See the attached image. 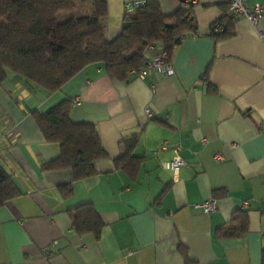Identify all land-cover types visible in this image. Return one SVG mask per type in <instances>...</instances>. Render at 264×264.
<instances>
[{
	"label": "crops",
	"instance_id": "1",
	"mask_svg": "<svg viewBox=\"0 0 264 264\" xmlns=\"http://www.w3.org/2000/svg\"><path fill=\"white\" fill-rule=\"evenodd\" d=\"M144 0H107V36L121 31L126 7ZM165 14L181 0H159ZM227 0L194 4L196 34L175 48L174 74L111 79L91 64L62 88L30 87L7 72L0 82V164L20 195L0 206V264H185L180 246L197 264H264V14L256 26L233 20L235 34L210 36ZM264 0H247L253 7ZM209 82L218 90L211 93ZM65 99L75 122L95 123L107 157L97 174L74 180L71 168L42 170L60 154L34 119ZM137 138L134 173L115 159ZM163 142L168 144L160 150ZM181 146L184 164L165 165ZM225 160L219 162L215 154ZM70 185L64 197L60 185ZM214 199L217 209L199 206ZM91 204L104 226L100 237L78 233L72 214ZM238 210L248 231L222 237Z\"/></svg>",
	"mask_w": 264,
	"mask_h": 264
},
{
	"label": "trees",
	"instance_id": "2",
	"mask_svg": "<svg viewBox=\"0 0 264 264\" xmlns=\"http://www.w3.org/2000/svg\"><path fill=\"white\" fill-rule=\"evenodd\" d=\"M88 4L89 13L76 14L79 6ZM218 6L223 13L211 24L210 36L229 39L235 34L229 2ZM193 11L190 0L172 14L162 11L159 0H144L126 11L119 34L108 37L107 0H0V82L12 72L30 87L55 92L87 66L98 64L111 79L128 83L144 67L149 44L161 42L170 62L180 41L196 34ZM208 86L211 93H218L210 82ZM72 105L71 99H65L47 112L33 115L44 138L60 144L59 156L44 163L42 170L71 168L74 180H83L97 174L96 161L107 157V152L95 123L72 120ZM137 143L135 136L124 142L122 155L115 159L118 168L136 171L141 161L133 154ZM59 189L64 197L72 194L70 185ZM19 195L12 175L0 164V206ZM72 219L76 232L100 237L104 223L93 205L78 207ZM248 225L247 212L238 210L219 234L240 237ZM179 250L185 264H197L185 247Z\"/></svg>",
	"mask_w": 264,
	"mask_h": 264
},
{
	"label": "built area",
	"instance_id": "3",
	"mask_svg": "<svg viewBox=\"0 0 264 264\" xmlns=\"http://www.w3.org/2000/svg\"><path fill=\"white\" fill-rule=\"evenodd\" d=\"M195 4L198 0H190ZM229 2V14L233 20L239 18H245L251 25L256 26L260 17L264 14V6L257 3L253 7L247 4V0H227ZM139 2H135L126 7L127 11H131L134 6ZM216 27L215 30H218ZM146 63L137 73L139 78H145L146 76H158L159 78L169 77L174 74L172 65L168 61V56L165 51L164 45L161 42L151 43L147 46L145 51ZM168 144L163 142L160 146V150L166 149ZM181 146L176 145L173 149L174 157L172 160L166 163L165 167L172 171L174 174L179 172L180 166L184 164V161L180 155ZM215 159L219 162L225 160V157L221 153L215 154ZM203 211L207 214L214 212L217 209L216 200L210 199L204 201L199 205Z\"/></svg>",
	"mask_w": 264,
	"mask_h": 264
},
{
	"label": "rangeland",
	"instance_id": "4",
	"mask_svg": "<svg viewBox=\"0 0 264 264\" xmlns=\"http://www.w3.org/2000/svg\"><path fill=\"white\" fill-rule=\"evenodd\" d=\"M91 10V5H83V6H79L76 10V14L77 15H83V14H87L89 13ZM64 17V16H63Z\"/></svg>",
	"mask_w": 264,
	"mask_h": 264
},
{
	"label": "water",
	"instance_id": "5",
	"mask_svg": "<svg viewBox=\"0 0 264 264\" xmlns=\"http://www.w3.org/2000/svg\"><path fill=\"white\" fill-rule=\"evenodd\" d=\"M182 2L186 1V0H181Z\"/></svg>",
	"mask_w": 264,
	"mask_h": 264
}]
</instances>
